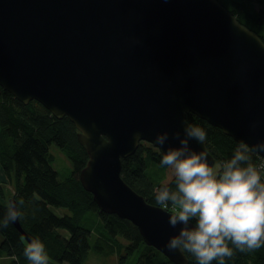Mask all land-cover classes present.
<instances>
[{"label": "water", "instance_id": "1", "mask_svg": "<svg viewBox=\"0 0 264 264\" xmlns=\"http://www.w3.org/2000/svg\"><path fill=\"white\" fill-rule=\"evenodd\" d=\"M0 88L68 118L82 188L174 264H187L165 247L180 225L122 180L121 160L141 142L161 153L157 131L177 145L188 114L237 143L264 137V42L217 0H0Z\"/></svg>", "mask_w": 264, "mask_h": 264}, {"label": "trees", "instance_id": "2", "mask_svg": "<svg viewBox=\"0 0 264 264\" xmlns=\"http://www.w3.org/2000/svg\"><path fill=\"white\" fill-rule=\"evenodd\" d=\"M217 1L264 42V0ZM186 121L206 130V148L215 160L228 158L238 145L192 114L186 115ZM50 146L70 163V171L62 179L52 167ZM251 155L252 163H262L263 158L254 152ZM87 159L77 141V130L67 117L57 119L38 102L23 104L0 88V219L13 198L22 212L18 217L21 229L31 239L39 237L44 242L49 264H84L91 248L115 257V264H174L146 245L129 221L99 211L79 182ZM159 159L156 148L141 142L121 160L120 176L147 203L162 207L154 199V189L164 182L173 188L175 185L171 168L161 167ZM166 210H171V205ZM26 243L11 221L6 226L0 224V264H30L23 253ZM229 246L233 255L225 257L224 264H264V246L249 250ZM182 251L187 264H196L191 253ZM212 264L218 262L213 260Z\"/></svg>", "mask_w": 264, "mask_h": 264}, {"label": "clouds", "instance_id": "3", "mask_svg": "<svg viewBox=\"0 0 264 264\" xmlns=\"http://www.w3.org/2000/svg\"><path fill=\"white\" fill-rule=\"evenodd\" d=\"M135 135H139L138 133ZM178 144L166 145L167 129L157 131L154 143L161 149L159 165L172 170L171 187L164 182L154 189L155 201L168 208V223L179 229L170 235L165 247L191 253L196 264H224L233 247L249 250L264 246V163H252V152H264V137L249 144L238 142L226 159L211 160L206 150H196L190 140L203 145L206 130L195 123L183 124V134L173 130ZM22 215L9 201L0 224L6 226ZM30 264H49L44 242L35 237L23 248Z\"/></svg>", "mask_w": 264, "mask_h": 264}, {"label": "rangeland", "instance_id": "4", "mask_svg": "<svg viewBox=\"0 0 264 264\" xmlns=\"http://www.w3.org/2000/svg\"><path fill=\"white\" fill-rule=\"evenodd\" d=\"M49 151L51 154H53L54 162L52 163V167L58 172V178L62 179L66 177L71 168L70 163L55 146H50ZM6 185L8 187V193H11L12 188L8 184ZM90 245L92 246L91 241ZM115 262L117 263L115 257H106L102 254L97 253L93 248H91L88 252V256L84 264H115Z\"/></svg>", "mask_w": 264, "mask_h": 264}, {"label": "built area", "instance_id": "5", "mask_svg": "<svg viewBox=\"0 0 264 264\" xmlns=\"http://www.w3.org/2000/svg\"><path fill=\"white\" fill-rule=\"evenodd\" d=\"M262 163H264V159H263ZM162 208H163V209H166V208H164L163 206H162ZM170 211H171V210H170Z\"/></svg>", "mask_w": 264, "mask_h": 264}]
</instances>
